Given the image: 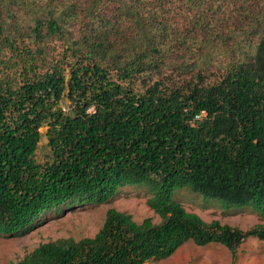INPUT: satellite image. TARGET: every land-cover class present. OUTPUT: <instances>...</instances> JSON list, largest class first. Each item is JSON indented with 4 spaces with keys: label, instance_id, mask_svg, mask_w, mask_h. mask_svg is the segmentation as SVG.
Wrapping results in <instances>:
<instances>
[{
    "label": "trees",
    "instance_id": "obj_1",
    "mask_svg": "<svg viewBox=\"0 0 264 264\" xmlns=\"http://www.w3.org/2000/svg\"><path fill=\"white\" fill-rule=\"evenodd\" d=\"M124 187L145 189L158 223L109 208L91 237L14 264H145L186 242L234 264L264 241V224L204 222L171 199L264 220V0H0V237Z\"/></svg>",
    "mask_w": 264,
    "mask_h": 264
},
{
    "label": "rangeland",
    "instance_id": "obj_2",
    "mask_svg": "<svg viewBox=\"0 0 264 264\" xmlns=\"http://www.w3.org/2000/svg\"><path fill=\"white\" fill-rule=\"evenodd\" d=\"M40 132H43V129H40ZM46 153L45 139L41 136L34 159L41 162ZM147 197L145 189L124 187L105 204L74 208L58 215L41 217L43 222L22 236L0 237V264H14L25 253L47 241L68 237L74 240L91 237L100 227L104 212L109 208L129 215L135 222L150 218L151 222L156 224L159 222L158 217L145 206ZM171 199L178 202L186 212L194 213L204 222L216 220L220 224L242 231L254 225L264 224V220H259L248 209L224 212L213 201L203 200L185 189L174 190ZM235 256L234 264H264V241L247 239L236 250ZM230 259V252L223 246L209 244L198 247L186 242L169 258L145 264H230Z\"/></svg>",
    "mask_w": 264,
    "mask_h": 264
},
{
    "label": "built area",
    "instance_id": "obj_3",
    "mask_svg": "<svg viewBox=\"0 0 264 264\" xmlns=\"http://www.w3.org/2000/svg\"><path fill=\"white\" fill-rule=\"evenodd\" d=\"M204 114L201 112L200 114L198 115H195L194 116V120H199Z\"/></svg>",
    "mask_w": 264,
    "mask_h": 264
}]
</instances>
